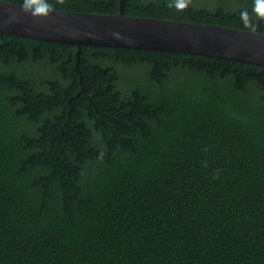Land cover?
<instances>
[{
    "label": "trees",
    "instance_id": "trees-1",
    "mask_svg": "<svg viewBox=\"0 0 264 264\" xmlns=\"http://www.w3.org/2000/svg\"><path fill=\"white\" fill-rule=\"evenodd\" d=\"M122 15L264 35V0H125ZM75 60L0 33V264H264V67L93 46Z\"/></svg>",
    "mask_w": 264,
    "mask_h": 264
},
{
    "label": "water",
    "instance_id": "water-1",
    "mask_svg": "<svg viewBox=\"0 0 264 264\" xmlns=\"http://www.w3.org/2000/svg\"><path fill=\"white\" fill-rule=\"evenodd\" d=\"M42 10L0 1V33L76 47L171 52L264 67V35L198 23ZM79 83L81 76L78 74ZM83 90V89H82Z\"/></svg>",
    "mask_w": 264,
    "mask_h": 264
}]
</instances>
